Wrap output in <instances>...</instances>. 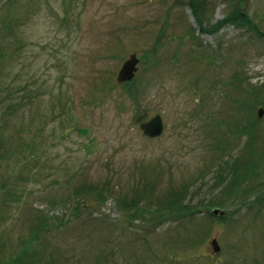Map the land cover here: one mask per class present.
Instances as JSON below:
<instances>
[{"label": "rangeland", "instance_id": "rangeland-1", "mask_svg": "<svg viewBox=\"0 0 264 264\" xmlns=\"http://www.w3.org/2000/svg\"><path fill=\"white\" fill-rule=\"evenodd\" d=\"M196 1L0 0V260L31 239L36 264H264L263 192H227V161L264 170V0Z\"/></svg>", "mask_w": 264, "mask_h": 264}, {"label": "trees", "instance_id": "trees-1", "mask_svg": "<svg viewBox=\"0 0 264 264\" xmlns=\"http://www.w3.org/2000/svg\"><path fill=\"white\" fill-rule=\"evenodd\" d=\"M189 4H190V7L196 12L197 1L190 0ZM222 21L223 22L231 21L237 25H244V26L249 25V18H247L246 16H243L240 12L236 10L229 11L222 20H219V23H221ZM130 83L131 85H133L132 83H134V78L131 79L127 83H123L122 85H129ZM132 88L133 90L135 89L134 87ZM238 88L242 89L243 87L239 85ZM129 93H133V92L130 90L128 94ZM247 93H248L247 96L241 98V100L239 101V104H241L242 107L248 106L251 109L252 106H251V103H249L250 95L248 91ZM252 93H253V90H252ZM260 103H262V105L264 106V99ZM253 124L254 122H251L250 124H248V126L245 127L246 131H243L244 129L243 126L240 129L241 132H247L246 134L250 137L249 140L254 139L257 135L255 128L253 127ZM240 160H242L241 157L233 158L232 160L233 162L227 161V192L229 193V197L232 198V196L238 194L239 198H241L248 194H253V195L255 194V197L257 198V196L263 192L262 194H260V196H258L259 198L258 201L262 202L264 199L262 196L264 195V170L255 165L256 163H260V157L253 155L251 159H245L244 161H242L243 166L241 167L238 166V162ZM220 179H223V178H220ZM244 183L245 184L247 183V185H244ZM83 187L84 185H81V188ZM77 190L78 189H75V191ZM99 190L100 189L96 188V186L90 185L89 192L93 191V193L97 194L96 195L97 198L101 197L100 196L101 192H98ZM166 201L168 202V207H169L168 213L173 211L177 215H180V214H183L182 211L187 207L186 203L183 202V192L181 189L173 190L171 194L169 195V199H167ZM224 201L225 200H221L220 202H216L215 204H212V203L204 204L203 203L201 204V206L203 207L221 206V205H224L225 203ZM118 204L121 205V207L124 210L129 212L130 221H134L137 219V217L139 218V216H143L142 214L144 210L142 208L138 209L139 206L137 205V202L133 197L131 199L122 198L121 200H118ZM76 209L77 208H75V211ZM44 218L46 217L39 218L40 219L38 221L39 224L37 227L35 226L34 231H33L34 238L37 237L38 231H40L41 229H44L45 224L47 225V220ZM45 229L47 230L48 227ZM30 241L31 239L28 240L27 243H25L24 247L22 246V249H20V251L16 254V256L11 257L9 260L1 259L0 264H36L37 262L35 260L37 259H34L32 257L28 249Z\"/></svg>", "mask_w": 264, "mask_h": 264}, {"label": "water", "instance_id": "water-1", "mask_svg": "<svg viewBox=\"0 0 264 264\" xmlns=\"http://www.w3.org/2000/svg\"><path fill=\"white\" fill-rule=\"evenodd\" d=\"M137 63H138V57L135 53H131L120 65L119 69L116 73V81L119 83L128 82L132 79L134 76V73L137 69ZM262 108L258 107L256 108V115L257 117H260L262 115ZM140 129L143 135L148 137H156L158 136L163 128L162 119L161 116L156 113L149 117L148 119L140 122ZM214 214H223V211H217L214 209L212 211ZM212 250L216 252L219 248L216 240L213 238L211 240Z\"/></svg>", "mask_w": 264, "mask_h": 264}, {"label": "flooded vegetation", "instance_id": "flooded-vegetation-1", "mask_svg": "<svg viewBox=\"0 0 264 264\" xmlns=\"http://www.w3.org/2000/svg\"><path fill=\"white\" fill-rule=\"evenodd\" d=\"M15 2H17V1H15Z\"/></svg>", "mask_w": 264, "mask_h": 264}]
</instances>
